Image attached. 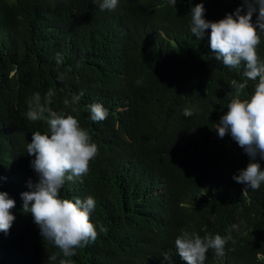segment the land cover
Returning a JSON list of instances; mask_svg holds the SVG:
<instances>
[{"label": "trees", "instance_id": "obj_1", "mask_svg": "<svg viewBox=\"0 0 264 264\" xmlns=\"http://www.w3.org/2000/svg\"><path fill=\"white\" fill-rule=\"evenodd\" d=\"M197 3L215 22L241 0H118L114 10L0 0V192L15 201L0 264H185L174 243L182 230L226 238L224 255L209 249L203 264H264V183L252 190L233 179L249 158L215 131L232 96L250 98L258 78L217 60L210 30L200 40L191 33ZM256 51L264 62V33ZM37 95L45 116H74L98 147L87 174L60 189L61 198L95 200L96 239L68 257L23 211L21 194L38 180L26 145L49 132L27 117ZM93 103L105 120L90 119Z\"/></svg>", "mask_w": 264, "mask_h": 264}, {"label": "clouds", "instance_id": "obj_2", "mask_svg": "<svg viewBox=\"0 0 264 264\" xmlns=\"http://www.w3.org/2000/svg\"><path fill=\"white\" fill-rule=\"evenodd\" d=\"M93 2L98 3L101 10H114L118 0ZM171 3L176 5L177 0H171ZM204 12L203 3H197L190 9L191 33L200 40L205 30H210L209 45L215 58L230 68L243 63L244 76L251 81L258 78L250 98L241 99L239 94L232 96L227 112L215 127L220 138L230 134L249 158L246 168L233 179L245 188L258 190L264 183V170L257 162V157L264 160V62L260 61L256 49L260 33H264V0H241L240 7L233 13L215 22L206 20ZM235 87L239 92L247 87V82L235 84ZM35 100V106L29 105L27 117L31 121L46 120L49 132H33L31 142L26 145V153L34 156L31 167L38 180L29 184L30 191L21 194L23 211L31 213L42 237L50 240L68 257L75 254L76 248L85 247L96 239L97 232L90 222L95 200L91 196L74 201L61 198L60 189L65 179L72 181L87 174L98 147L91 142L89 133L74 116L50 111L45 116L48 110L40 105L38 95ZM88 109L94 122L108 117V110L100 103L90 104ZM184 115L190 116L192 111L185 110ZM14 206L15 201L8 198L7 193L0 192V231L10 229L14 220L10 210ZM174 243L185 264H203L209 249L217 256L224 255L226 238L218 234L201 238L196 233L182 230ZM49 259L54 260L55 256ZM164 260L170 262L171 258L166 254ZM60 264H67V261L62 260Z\"/></svg>", "mask_w": 264, "mask_h": 264}]
</instances>
